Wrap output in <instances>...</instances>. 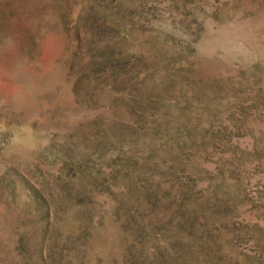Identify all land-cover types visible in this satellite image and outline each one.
Wrapping results in <instances>:
<instances>
[{"label": "rangeland", "instance_id": "374dc122", "mask_svg": "<svg viewBox=\"0 0 264 264\" xmlns=\"http://www.w3.org/2000/svg\"><path fill=\"white\" fill-rule=\"evenodd\" d=\"M0 264H264V0H0Z\"/></svg>", "mask_w": 264, "mask_h": 264}]
</instances>
